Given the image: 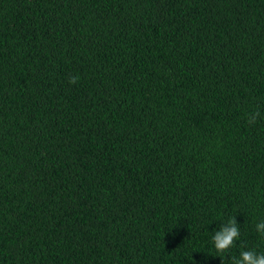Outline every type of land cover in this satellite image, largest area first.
I'll list each match as a JSON object with an SVG mask.
<instances>
[{"label":"trees","instance_id":"trees-1","mask_svg":"<svg viewBox=\"0 0 264 264\" xmlns=\"http://www.w3.org/2000/svg\"><path fill=\"white\" fill-rule=\"evenodd\" d=\"M228 217L264 252V0H0V264H221Z\"/></svg>","mask_w":264,"mask_h":264},{"label":"clouds","instance_id":"clouds-1","mask_svg":"<svg viewBox=\"0 0 264 264\" xmlns=\"http://www.w3.org/2000/svg\"><path fill=\"white\" fill-rule=\"evenodd\" d=\"M260 116L259 110H253L247 116L248 123H255ZM210 232L211 247L216 256L220 257L221 264H225V259L228 264H264V252L257 251L255 248L241 246L237 254H232V249L240 241V227L235 217L221 219ZM255 232L264 237V219L255 223Z\"/></svg>","mask_w":264,"mask_h":264}]
</instances>
